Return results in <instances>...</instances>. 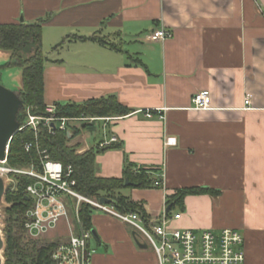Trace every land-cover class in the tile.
I'll return each instance as SVG.
<instances>
[{"label":"crops","instance_id":"crops-1","mask_svg":"<svg viewBox=\"0 0 264 264\" xmlns=\"http://www.w3.org/2000/svg\"><path fill=\"white\" fill-rule=\"evenodd\" d=\"M40 18L47 19L43 51L47 40L54 55L45 64L46 105L116 95L134 110L107 125L89 124L70 141L83 153L118 137L121 147L97 154V176L122 177L128 162L162 167L164 189L119 192L142 202L151 221L177 189L210 188L172 210L181 214L174 225L237 229L245 264H264V0H0V23ZM160 28L172 36L152 40ZM74 35L121 37L128 45L115 51L67 39ZM201 90L210 91L207 109L194 107ZM87 130L100 133L94 144ZM167 136L177 145L165 147ZM255 205H261L259 226L246 213H259ZM92 231L90 264H158L147 240L119 218L95 209Z\"/></svg>","mask_w":264,"mask_h":264},{"label":"trees","instance_id":"trees-1","mask_svg":"<svg viewBox=\"0 0 264 264\" xmlns=\"http://www.w3.org/2000/svg\"><path fill=\"white\" fill-rule=\"evenodd\" d=\"M46 18L34 22H8L0 23V50L9 51L10 56L6 62L0 64V76L3 68L20 67L22 69V88L19 98L22 105L17 113V121L22 129L18 130L9 143L7 165L12 168L24 170L34 167L40 171V149H47L53 160L61 161L64 165L72 164L75 169L77 189L85 196L92 198H110L112 204L120 212H139L143 219L148 221L149 214L143 203L134 201L128 196L119 194L125 188H155L157 174L162 167L136 166L128 162L122 177H100L96 174V156L98 153L119 148L121 144H112L100 149L93 147L83 153H78L79 144L70 145V141L79 135L83 129L72 128V138H68L66 131H49L47 127L40 126L35 131L30 126H25L27 109H32L34 115H50L46 111L44 100L45 64L50 59L43 51V28ZM70 40L94 41L108 46L115 51L122 48L103 36H67ZM63 42L55 46H62ZM139 61V60H138ZM52 62V61H51ZM55 113L58 117H122L131 114L134 110L123 105L116 95H107L92 98L82 103L67 102L55 103ZM25 126V127H24ZM88 126H85L86 129ZM33 143L27 151L26 144ZM11 182L5 192L6 206L4 211L5 247L3 251L4 264H56L52 258V250L56 243H45L30 237L25 230V212L30 201L26 195V188L35 181V178L26 174L12 173ZM132 183L126 186L125 181ZM213 192L207 187H183L167 198L168 213L174 208H183L187 195L205 194ZM95 208L88 203H82L79 209L80 217L86 228L92 230V215Z\"/></svg>","mask_w":264,"mask_h":264},{"label":"built area","instance_id":"built-area-1","mask_svg":"<svg viewBox=\"0 0 264 264\" xmlns=\"http://www.w3.org/2000/svg\"><path fill=\"white\" fill-rule=\"evenodd\" d=\"M172 36L166 28L155 30L150 38L164 40ZM210 91L201 90L193 97L196 109L209 108ZM251 103L247 97L245 104ZM56 107H49L50 115L38 116L28 111L25 126L32 127L35 131L40 126L47 127L49 131H68L72 127L70 121L103 122L107 125L117 117H58ZM160 116L163 110H155ZM154 111H146L147 116H152ZM24 126V127H25ZM22 129L19 127V130ZM119 141L118 137H105L98 148L103 149ZM177 145L174 136L165 137V147ZM32 142L26 144L29 151ZM9 145L6 154H8ZM40 171L34 167L24 170L8 167L7 155L0 161V174L12 180L10 173H21L32 176L35 181L26 188V195L30 205L25 212V230L30 237L38 238L45 233L54 231L64 225L68 230V237L58 243L53 251L52 258L56 264H90L92 250L89 241L93 238L91 229L86 228L80 217L79 209L82 203H88L95 209L119 218L131 225L149 243L156 253L158 264H245L244 235L234 228H223L216 232L212 229L195 231L189 228H180L174 221L181 214L171 215L164 208L157 221H146L139 212H120L112 203L101 202V198H92L83 195L77 189L75 169L72 164L64 165L61 161L53 160L47 149H40ZM154 185L156 188H165L164 171L157 174Z\"/></svg>","mask_w":264,"mask_h":264},{"label":"rangeland","instance_id":"rangeland-1","mask_svg":"<svg viewBox=\"0 0 264 264\" xmlns=\"http://www.w3.org/2000/svg\"><path fill=\"white\" fill-rule=\"evenodd\" d=\"M103 37H106L107 39L111 40V42H116L120 47L123 46V45H128V44L123 42V39L121 37H119V38L118 37H110V36H103ZM50 46L51 45L49 44V41L47 42V40H46V45H45L46 56L50 60H52L54 55L50 52V50L51 51L53 50L52 47H50ZM49 48H51V49H49ZM9 56H10V52L9 51L0 50V64H3L4 62H6L8 60V58H9ZM51 63L52 62L49 61L48 65L51 64ZM0 85L5 87V88H7L10 91H12L14 94H16L19 97L20 91H21V88H22V69L20 67L3 68L1 70ZM54 106H55L54 104L47 105L46 111H47V109L49 107H54ZM26 109H27V114H28L29 110L32 112V109H28V108H26ZM68 118H70V117H68ZM74 118H78V117H74ZM70 125H71L72 128L83 129L81 132H83L84 130L88 129V127H89V123H86V121H77V120H74V119H72L70 121ZM85 126H88V127L86 129H84ZM72 132H73V130H72ZM84 135H86L87 141L90 142L91 144H94L95 141H97V139L100 138V136H101L98 131L91 132L89 130L85 131ZM80 146L81 145L79 144L78 149L80 148ZM1 165L2 164H0V166ZM11 174L12 173H10V176H11ZM9 181L11 182L12 180H9ZM3 205H4V203H3ZM255 206L257 207L259 213H256V211H253L252 209H250V210L247 209L246 213L248 215H251V213H254L253 214V217L255 218L254 222L256 223L257 226H259L261 224V221L259 219L260 218L261 205H255ZM249 211H250V213H249ZM4 217H5L4 216V211H3V208H1V211H0V223H1L2 232H3V228L5 227V222H4L5 218ZM257 226H256V228H258ZM67 234H68L67 228L64 225H60V227L58 229H56L54 231H51L49 233H45L44 235H41L38 238H34V239H37L38 241H40L41 242L40 244L56 243V245H57L58 243L63 242L65 240ZM3 236H4V233H3Z\"/></svg>","mask_w":264,"mask_h":264},{"label":"water","instance_id":"water-1","mask_svg":"<svg viewBox=\"0 0 264 264\" xmlns=\"http://www.w3.org/2000/svg\"><path fill=\"white\" fill-rule=\"evenodd\" d=\"M22 105L20 98L14 94L12 91L0 85V161H3L6 158L7 147L13 137V135L19 130V123L17 121V113ZM68 138H72L71 130L67 131ZM11 182L7 179L6 176L0 174V211L1 208H4L7 204L4 200V195L8 185ZM126 186L131 185L132 183L129 179L125 181ZM101 202L111 203L110 198H101ZM4 203V205H3ZM169 210V208H168ZM167 210V211H168ZM93 235L96 237L97 234L95 231H92ZM139 246H146L140 245ZM5 247V237L1 229L0 223V264H4L3 251Z\"/></svg>","mask_w":264,"mask_h":264}]
</instances>
